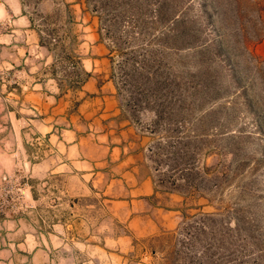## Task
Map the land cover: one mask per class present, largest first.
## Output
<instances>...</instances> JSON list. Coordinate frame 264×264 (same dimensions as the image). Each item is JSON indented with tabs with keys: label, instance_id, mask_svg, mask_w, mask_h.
I'll return each instance as SVG.
<instances>
[{
	"label": "rangeland",
	"instance_id": "rangeland-1",
	"mask_svg": "<svg viewBox=\"0 0 264 264\" xmlns=\"http://www.w3.org/2000/svg\"><path fill=\"white\" fill-rule=\"evenodd\" d=\"M179 1L0 0V264H264L261 0Z\"/></svg>",
	"mask_w": 264,
	"mask_h": 264
},
{
	"label": "crops",
	"instance_id": "crops-1",
	"mask_svg": "<svg viewBox=\"0 0 264 264\" xmlns=\"http://www.w3.org/2000/svg\"><path fill=\"white\" fill-rule=\"evenodd\" d=\"M1 4L4 6V3H1ZM22 17H25V15H22ZM23 31H24V34H26L25 37H29L28 31L27 30H23ZM12 32L13 30H11V33H6L5 35L0 36V48L1 49H5V48L10 49L11 47H13V49L16 48L17 43H15V40L17 38ZM34 43H35V47H39V43L37 39L34 41ZM26 54L28 55L29 51L24 50V55ZM32 96L34 97L38 95L33 94ZM0 131H4V130L0 129ZM11 134H12V150L13 151L15 149L18 150L21 145L19 141L20 131L16 130L15 127H13ZM42 143H44V146L50 147V151L55 152V155L57 158L56 168L60 169V167L65 168V167L75 166L77 169H80V168H85L89 165L91 168H93L94 166L93 164L96 163V162H93V163L87 162L84 160V158L82 157L83 152H84L83 140L81 136L76 135L74 132L70 133L68 130L58 131L57 129L50 128L48 129V131H46V134L42 135ZM1 146L9 147V142L8 141L5 142L4 139H0V147ZM118 151L120 152L121 150L117 146H114L111 148L112 154ZM94 171L95 170H93L91 174H93ZM16 227H17V224H16ZM20 240H22L23 242H26L27 240H29V238L27 237V235H23L22 237H20ZM23 242L16 243V246H19L21 244L24 245ZM23 251L27 252L26 255H30V251H25V250Z\"/></svg>",
	"mask_w": 264,
	"mask_h": 264
},
{
	"label": "trees",
	"instance_id": "trees-1",
	"mask_svg": "<svg viewBox=\"0 0 264 264\" xmlns=\"http://www.w3.org/2000/svg\"><path fill=\"white\" fill-rule=\"evenodd\" d=\"M156 2L158 4L157 5L158 10H160L159 9V3H160V5L162 6V8L164 10L165 18L163 19V21H165V19H166L167 22L172 23V27H170V29H173L175 27V25L177 26V24L179 23V20L177 18H175V16H176V13L178 11H181V7H178V4H179L180 1L179 0H176V2H175L174 0H156ZM170 9H173V12L171 14H169L168 16H166L167 11H169ZM255 9L257 11L258 17H260L261 16V13L264 12V0H261L260 3H257ZM203 11L205 13H207V15L208 14L210 15V13L206 10V8H204ZM101 19L102 18L100 16V21L102 22V25L104 24L103 25L104 28H105L104 30H106L108 32V34H111L110 31H112V29H111L112 26H113L112 23H110V21L107 20V19L105 21L104 20H101ZM184 29H186V28H184ZM157 107H158V104H155V108H157ZM158 152L156 151V153H154V154H157Z\"/></svg>",
	"mask_w": 264,
	"mask_h": 264
},
{
	"label": "built area",
	"instance_id": "built-area-1",
	"mask_svg": "<svg viewBox=\"0 0 264 264\" xmlns=\"http://www.w3.org/2000/svg\"><path fill=\"white\" fill-rule=\"evenodd\" d=\"M5 25H6V23L0 21V33H1V31H2V29H3V27H4Z\"/></svg>",
	"mask_w": 264,
	"mask_h": 264
}]
</instances>
